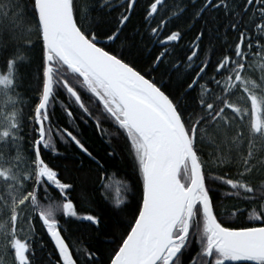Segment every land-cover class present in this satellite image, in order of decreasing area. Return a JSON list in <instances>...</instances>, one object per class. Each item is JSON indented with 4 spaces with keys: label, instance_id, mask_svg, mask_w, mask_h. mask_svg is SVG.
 Wrapping results in <instances>:
<instances>
[{
    "label": "snow or ice",
    "instance_id": "6c2138e0",
    "mask_svg": "<svg viewBox=\"0 0 264 264\" xmlns=\"http://www.w3.org/2000/svg\"><path fill=\"white\" fill-rule=\"evenodd\" d=\"M138 3L0 0V264H44L47 242L54 264H105L98 247L68 241L73 220L112 245L107 264H264V0H147L137 26ZM57 104L94 124L109 157L125 139L139 190L116 181L113 195L106 161L59 123ZM59 143L94 164L119 219L78 211L73 182L46 158Z\"/></svg>",
    "mask_w": 264,
    "mask_h": 264
},
{
    "label": "trees",
    "instance_id": "16d2710c",
    "mask_svg": "<svg viewBox=\"0 0 264 264\" xmlns=\"http://www.w3.org/2000/svg\"><path fill=\"white\" fill-rule=\"evenodd\" d=\"M147 0H139L136 8V14L133 17L132 23L137 26L141 20V12L146 7ZM177 24H183V21H177ZM194 37V32H188L184 39L180 42L177 48V53L183 55L187 51V45L190 43L191 39ZM35 61L26 70L28 73V80L26 87L29 89L28 95L34 96L35 89L39 83V64H40V52L39 48L35 50ZM76 116L79 118V110H75ZM56 116L59 117V123L62 126H67L69 130L74 131V133L79 134V138L89 147L91 151L94 152L101 158L104 163V167L107 170L105 180L108 177H112L113 183V195L116 181H125L130 186L135 187L139 190L138 176L133 171L130 157L127 154V145L124 138L113 139L111 148H114L117 152L115 157H109L107 152L110 150L108 143H106V138L102 137L94 127V124L89 121L84 123L82 120H77L76 122H69L63 116L62 108L59 104L56 106ZM78 125V126H77ZM61 155L53 156L50 152L46 153V158L60 170L61 176L66 180H70L74 184V190L71 192V198L77 205V209L80 212H94L102 216L104 222L107 224L117 217L116 210L113 204L103 198L101 191V185L97 180V171L94 164L83 158V154L79 152L74 144L59 143L58 144ZM84 159L83 165H81L80 160ZM214 191L212 196L214 201L219 202L220 198L223 196V189L218 186L213 185ZM82 190H86L90 196V203H84L80 198V193ZM137 201L135 198H131L130 207H135ZM227 205L234 203L233 200L225 201ZM130 216L120 220V230L124 231L128 224ZM230 223L246 224L248 223L246 215L239 216L234 221H229ZM40 225L37 223V229L39 230ZM111 233L112 229H108ZM68 241L71 243L72 240L76 238H82L84 241L98 247L100 249V254L105 264H107L109 253L111 252L112 245L106 243L104 239L96 237V234L92 231L91 226L88 222L80 221H70L69 231L67 233ZM45 241H48L47 236L44 237ZM51 254V255H49ZM40 256L44 258V264H47L48 259L55 260L56 253L53 250V245L50 242L46 243L43 252L39 253Z\"/></svg>",
    "mask_w": 264,
    "mask_h": 264
}]
</instances>
